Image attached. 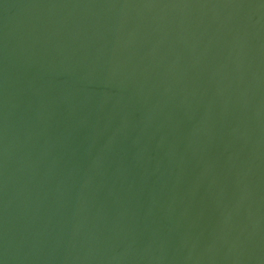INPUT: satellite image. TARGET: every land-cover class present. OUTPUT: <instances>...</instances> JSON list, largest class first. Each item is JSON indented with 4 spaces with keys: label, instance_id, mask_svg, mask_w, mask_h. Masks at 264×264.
Instances as JSON below:
<instances>
[{
    "label": "water",
    "instance_id": "obj_1",
    "mask_svg": "<svg viewBox=\"0 0 264 264\" xmlns=\"http://www.w3.org/2000/svg\"><path fill=\"white\" fill-rule=\"evenodd\" d=\"M0 264H264V0H0Z\"/></svg>",
    "mask_w": 264,
    "mask_h": 264
}]
</instances>
